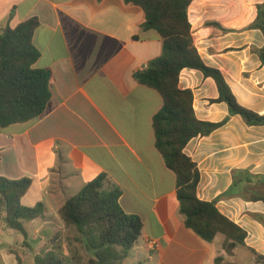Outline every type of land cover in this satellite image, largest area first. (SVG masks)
<instances>
[{
    "label": "crops",
    "instance_id": "0c3cea01",
    "mask_svg": "<svg viewBox=\"0 0 264 264\" xmlns=\"http://www.w3.org/2000/svg\"><path fill=\"white\" fill-rule=\"evenodd\" d=\"M264 0H193L188 9L194 44L204 63L219 70L238 102L264 115V64L257 51L264 35L251 25ZM38 18L36 68L51 71L45 113L0 129V176L30 178L22 204L42 203L43 217L25 221L26 235L10 228L0 211V264H35L53 236L65 231L59 211L100 174L122 195L120 204L139 215L142 235L122 264H264V202L226 195L235 171L254 178L241 186L264 194V126L230 115L215 80L196 69L180 73L179 87L194 94L201 121L226 123L185 147L200 171L197 195L246 233L245 246L229 255L225 236L207 242L186 227L176 174L155 146L153 118L163 99L134 74L162 53L156 30H144V11L124 0H0V30ZM259 178H263L259 181ZM35 233L38 242L28 237ZM223 236V238L221 237ZM150 241H157L151 249ZM17 254L21 260L19 262Z\"/></svg>",
    "mask_w": 264,
    "mask_h": 264
},
{
    "label": "trees",
    "instance_id": "16d2710c",
    "mask_svg": "<svg viewBox=\"0 0 264 264\" xmlns=\"http://www.w3.org/2000/svg\"><path fill=\"white\" fill-rule=\"evenodd\" d=\"M144 11L142 29L156 30L163 41L162 53L134 74L138 83L156 90L163 99L153 118L155 146L177 178V197L186 227L207 242L219 234L225 236L223 249L229 255L245 246L247 233L225 217L216 202L198 198L200 171L184 153L196 137L210 135L224 125L201 121L194 110V94L179 87L180 73L196 69L215 80L219 98L227 103L230 115L241 116L250 126H264V115L242 106L222 73L207 66L194 44L188 9L193 0H124ZM257 18L251 25L264 35V3L257 6ZM40 22L31 18L17 27L0 30V129L42 116L51 98V71L35 67L40 51L34 45V33ZM264 64V47L257 51ZM253 182L247 171L234 172V184L226 195L236 194L251 201H263L264 194L251 195L239 184ZM263 178H259V181ZM32 185L30 178L9 179L0 176V211L5 209L7 225L26 235L25 221L44 216L42 203L35 207L22 204ZM121 189L100 174L81 191L70 197L59 211L65 231L59 232L35 257V264H122L138 243L143 230L139 215L127 213L120 204ZM264 224V217L257 216ZM67 249L68 254H66ZM259 262L264 256L258 255ZM83 252L91 254L86 260ZM19 262H21L17 254ZM216 264H229L222 256Z\"/></svg>",
    "mask_w": 264,
    "mask_h": 264
},
{
    "label": "rangeland",
    "instance_id": "374dc122",
    "mask_svg": "<svg viewBox=\"0 0 264 264\" xmlns=\"http://www.w3.org/2000/svg\"><path fill=\"white\" fill-rule=\"evenodd\" d=\"M221 237L223 238V236H221ZM28 241H29L31 244H35L36 242H38V239L35 238V233H32V236H29V237H28ZM65 251H66V254H68L67 249H65ZM83 253H84V255H85V259H86V260L91 256V254H89V253H86V252H83Z\"/></svg>",
    "mask_w": 264,
    "mask_h": 264
},
{
    "label": "built area",
    "instance_id": "2783aa9c",
    "mask_svg": "<svg viewBox=\"0 0 264 264\" xmlns=\"http://www.w3.org/2000/svg\"><path fill=\"white\" fill-rule=\"evenodd\" d=\"M149 246L150 248L153 250V249H156V247L158 246V242L157 241H150L149 242Z\"/></svg>",
    "mask_w": 264,
    "mask_h": 264
}]
</instances>
